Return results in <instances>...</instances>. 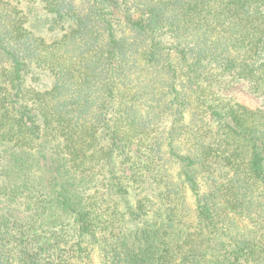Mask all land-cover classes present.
<instances>
[{
	"label": "trees",
	"instance_id": "trees-1",
	"mask_svg": "<svg viewBox=\"0 0 264 264\" xmlns=\"http://www.w3.org/2000/svg\"><path fill=\"white\" fill-rule=\"evenodd\" d=\"M0 264H264V0H0Z\"/></svg>",
	"mask_w": 264,
	"mask_h": 264
}]
</instances>
